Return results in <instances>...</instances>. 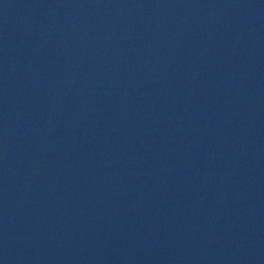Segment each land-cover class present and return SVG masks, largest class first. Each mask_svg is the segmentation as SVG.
<instances>
[{"label":"water","instance_id":"95a60500","mask_svg":"<svg viewBox=\"0 0 264 264\" xmlns=\"http://www.w3.org/2000/svg\"><path fill=\"white\" fill-rule=\"evenodd\" d=\"M0 264H264V0H0Z\"/></svg>","mask_w":264,"mask_h":264}]
</instances>
